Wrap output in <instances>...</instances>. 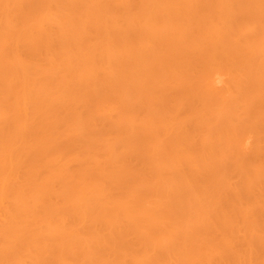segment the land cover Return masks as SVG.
<instances>
[{
  "label": "bare ground",
  "instance_id": "1",
  "mask_svg": "<svg viewBox=\"0 0 264 264\" xmlns=\"http://www.w3.org/2000/svg\"><path fill=\"white\" fill-rule=\"evenodd\" d=\"M0 264H264V0H0Z\"/></svg>",
  "mask_w": 264,
  "mask_h": 264
}]
</instances>
